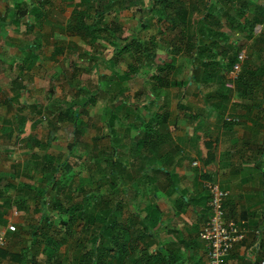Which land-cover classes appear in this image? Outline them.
<instances>
[{
	"label": "rangeland",
	"instance_id": "obj_1",
	"mask_svg": "<svg viewBox=\"0 0 264 264\" xmlns=\"http://www.w3.org/2000/svg\"><path fill=\"white\" fill-rule=\"evenodd\" d=\"M9 1V9H1L0 36L5 41L4 27L13 23L27 29L28 35L25 41L15 36V43L6 41L0 47L12 48L0 52V63L13 73L6 69L13 79L0 80V154L10 155H0V215L10 212L17 217L7 223L15 230L7 226L0 234L2 247L11 244L18 248H12L19 255L17 264H79L94 239L85 222L93 220L95 228V218L109 212L114 197L126 199L121 198L118 214L124 222L131 215L128 206L133 212L143 209L146 194L153 188L148 184L146 194L140 198L138 194L153 179L151 166L159 152L148 157L137 143L152 113L173 108L174 101L194 107L204 102L211 108V116L217 114L222 122L226 117L237 119L234 123L243 125V133L254 136L251 143L262 139L264 147V77L255 80L249 92L239 91L235 81L241 62L264 65V20L250 28L254 19L262 17L264 0ZM73 5L82 8L69 10ZM183 9L187 11L186 33L198 45V51L191 54L183 47L187 37L177 33ZM74 11L93 29L89 32L93 37L83 29L82 38L75 36L64 53L51 56L57 46L63 49L64 41H48L49 25L59 29L57 22L67 21L63 28L67 27ZM100 12L102 19L97 16ZM8 15L12 19L6 22ZM131 39L148 43L151 57L145 58L151 60L149 66L136 61V72L126 76L123 72L133 63L129 57L132 48H127L117 64L113 51L119 50L117 43ZM213 41L231 43L243 56L234 70H220L209 79L214 69L202 63L212 65L221 57L216 49L207 47ZM173 47L179 49L177 53H172ZM15 50L19 55L13 54ZM152 75L161 76L170 86L149 90ZM105 89L121 93L120 101L114 102ZM108 101L113 102L111 114ZM75 110L81 112L79 119L62 117V111L70 116ZM20 124L25 125L26 133H20ZM95 149L104 150L107 159L98 160ZM111 151L119 163L109 161ZM49 157L50 165H60L55 173L60 187L55 194L63 207H71L66 213L58 214L50 207L49 192L44 204L34 199L43 191L35 188L42 177L38 166L45 165Z\"/></svg>",
	"mask_w": 264,
	"mask_h": 264
},
{
	"label": "crops",
	"instance_id": "obj_2",
	"mask_svg": "<svg viewBox=\"0 0 264 264\" xmlns=\"http://www.w3.org/2000/svg\"><path fill=\"white\" fill-rule=\"evenodd\" d=\"M10 5L9 0H0V13L1 9L7 10ZM80 8L82 7L75 5L68 7L69 10ZM14 10L15 8L12 7V12ZM11 19L8 15L5 20L8 22ZM66 24L67 21L66 23L57 22L56 27L59 29H51L53 26L50 24L46 31L49 33L48 41L53 44L59 41L65 42L62 43L63 49L57 46L58 55L65 52L69 41L74 42L75 36L62 32V30L65 31L66 27L63 28V26ZM4 30L7 31V36L5 41L0 36V47L6 46V41L12 45L16 37L23 41L28 38L25 34L27 29L14 23L5 25ZM9 49L0 50V52L12 50V48ZM14 52V55H19L17 50ZM3 61L6 59L4 58ZM1 66L3 71L0 72V80L7 76L8 79H13L6 73V69L10 67L3 63H0ZM9 70L12 75V69ZM175 95L172 94V98L176 97ZM174 102L176 106L174 103L173 108L170 106V109L166 110L168 116L163 127L157 126L162 134L159 148L154 152V154L159 152V157L151 166L154 170L153 179L146 183L143 187L145 189L138 194L139 198L142 193L146 194V187L149 184V187L153 188V198L159 209L158 222L151 229H147L144 236V242L150 243L148 251L155 254L154 264H165V261L169 264H207V250L204 241L199 237V231L209 217L208 193L205 187L208 181H216L222 188L229 191L224 203L225 217L243 222L247 230L244 240L223 258L222 264H252L254 260L263 259L264 147L262 139L257 138V141L252 144L254 136L247 131L243 133L244 131L241 130L243 125L234 123L237 119L228 120L229 117H226L222 122L217 114L211 116V108L204 102V104L197 103V107L189 106L187 102L183 104L180 101ZM0 155L1 158H10V155L6 153ZM148 171L150 172V169ZM137 212L139 219L145 214L144 209ZM15 219L17 220V217L10 212L7 215H0V233L8 226L7 223ZM138 242L141 243L140 240ZM12 248L18 249L11 244L0 247L1 250L8 251L5 257L0 256V264L17 261L10 257L9 253L19 256Z\"/></svg>",
	"mask_w": 264,
	"mask_h": 264
},
{
	"label": "trees",
	"instance_id": "obj_3",
	"mask_svg": "<svg viewBox=\"0 0 264 264\" xmlns=\"http://www.w3.org/2000/svg\"><path fill=\"white\" fill-rule=\"evenodd\" d=\"M95 0H87L88 3H94ZM170 4V3H169ZM95 6L94 4H92ZM73 20L67 25L65 28L66 30L62 32L73 35V36H79L82 38L84 30H86V33H89L93 31V29L90 28V26L87 25L85 21H82L81 16L82 14L74 11L72 13ZM211 15V13H208V15ZM187 15V11L183 9V11L180 14V22L181 25H177L178 30L177 33L181 35H185L186 41H184L183 47L184 51L191 54L194 50L195 52L198 51V45L193 40V36L190 35V33H186V27L185 25V18ZM259 18L253 20V24L250 26L253 27L254 24H262L264 20V12H261ZM79 16V17H78ZM97 16H99L100 19H102V13H97ZM84 29V30H83ZM89 33V37H93V35ZM84 36V35H83ZM215 40V42H217ZM220 42V41H219ZM257 43V41H254V45ZM148 43H143L141 41H138L136 39H131L128 43L120 44L117 43L116 47L119 48V50L113 51V55L115 54V59H113L114 64H117L120 62L121 56L126 52L127 48L131 47L132 52L130 53L129 57L133 59V63H129L126 70L123 72L124 75L130 76L136 72V66L134 65L136 61L140 60L143 61L142 63L149 66V60H147V57H151L148 55ZM210 50L212 48L217 50V53L221 55L219 59H217L212 65L205 62L202 63L204 67L212 68L214 71H211V73L208 75L209 79H213L216 75V73L220 72V70H225L226 72H229L231 70H234V66L239 63L238 54L237 51L234 50L233 45L231 43H210L208 46ZM172 53H177L178 48L173 47ZM59 54L58 48L52 52L51 56H55ZM88 54V53H87ZM143 56V59L141 57ZM93 56L90 55L89 59H92ZM196 56H193L192 59L194 60ZM145 58V59H144ZM197 60V58H196ZM264 77V65H257L254 66L253 64H250V61L245 60L240 63L239 71L236 75V83H237V89L241 92H249L250 86L254 83L255 80L260 79L261 77ZM152 79L154 81L153 84H151V88L156 86L155 88H162V87H169V82L163 79L159 75H152ZM209 82V81H208ZM242 87V88H240ZM105 91H108V96H110L111 99H114L113 101H120L118 98H120L118 95L121 93H110L109 89H105ZM140 93V92H139ZM90 101H95V99L92 97ZM110 106V107H109ZM113 102H107L106 108L109 112V114L112 113V107ZM80 111H72L70 116L67 114V112L62 111V117H64L66 114L67 117H71L73 121L76 119H79L80 117ZM151 114V113H150ZM168 116L167 111L159 112V113H152L150 120L146 121V123L143 126V133L141 138L138 140V147L143 153H147L150 157L152 153L155 152L159 148V143L161 141L160 135L162 134L160 132V129H155L153 126H161L163 127L166 117ZM6 123H8L7 120H5ZM20 123H22L20 121ZM25 125L20 124L19 131L20 133H26L25 131ZM96 150L97 159L100 161H104L107 159V156H105L104 150ZM114 151H111L109 155V161L112 163H119V159L117 157H114L113 155ZM45 157V156H44ZM43 157V158H44ZM144 158L147 156L144 154ZM50 160H47L46 164H40L38 166L39 171L42 174V177L37 185H35V188H37L38 191H42V195H39L40 193L36 194L34 199L37 200L39 204H44L46 200V193L49 192L51 195L47 198V201L50 205V207L59 213H66L68 212L71 207H63L57 196L56 192H58L55 188H58L60 186H56L60 183V181L57 180L55 173L57 172V168L60 165L53 166L50 165V161L52 160L51 157H49ZM153 163V162H152ZM50 165V166H49ZM120 165V164H119ZM150 192L146 194L148 196V201L145 205H143L144 209V216L139 219V213L131 210L128 206L129 213L131 215H128L126 222H124L122 219H119V211L121 208V198L123 197H114L115 200L111 201V209L107 214L103 215H97V218H95L96 227L92 229V226H94V221L85 222V229L89 231L90 236L94 239L92 240V249L88 252L83 253L80 257L79 264H154L155 262V254L153 252H149L148 248L150 246V243L144 242V236L147 231V229H151L157 222L159 217V209L157 208L155 199L153 198L154 193L153 190L150 188ZM26 194V192H25ZM86 197H84L85 200ZM127 203V201H126ZM6 207H9L10 204H6ZM72 211L76 212V208L73 207ZM70 220V218H69ZM64 221V220H63ZM45 222H49L47 218L45 219ZM93 230V231H92ZM34 234V233H33ZM141 241L139 243L138 241ZM140 255L138 256V254ZM6 254H8V251H3L0 249V256L5 257ZM11 259H18V256L14 253H9ZM259 260H254L252 264H258ZM165 264H169L168 261H165Z\"/></svg>",
	"mask_w": 264,
	"mask_h": 264
},
{
	"label": "built area",
	"instance_id": "obj_4",
	"mask_svg": "<svg viewBox=\"0 0 264 264\" xmlns=\"http://www.w3.org/2000/svg\"><path fill=\"white\" fill-rule=\"evenodd\" d=\"M242 56V52L238 54L239 59ZM205 187L208 193L209 217L201 227L199 237L206 246L207 264H222L223 258L244 240L247 230L243 222L225 217L224 203L229 191L216 181H208ZM8 229L15 230L13 225H8ZM2 245L3 237L0 234V247ZM258 264H264V258Z\"/></svg>",
	"mask_w": 264,
	"mask_h": 264
}]
</instances>
